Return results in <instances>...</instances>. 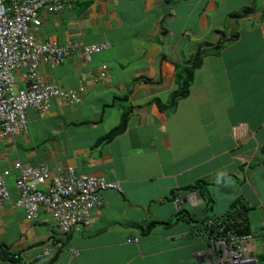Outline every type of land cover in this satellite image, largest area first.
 Returning a JSON list of instances; mask_svg holds the SVG:
<instances>
[{
    "label": "crops",
    "instance_id": "obj_1",
    "mask_svg": "<svg viewBox=\"0 0 264 264\" xmlns=\"http://www.w3.org/2000/svg\"><path fill=\"white\" fill-rule=\"evenodd\" d=\"M243 7L251 13L229 17ZM263 9L264 0H67L60 12H40L38 41L109 48L87 62L40 63L43 81L78 91L79 102L52 98L46 113L30 108L26 131L0 138V172L10 170L0 246L19 260L0 264H208L207 237L178 212L213 220L233 202L246 209L252 251L264 264ZM232 34L234 42L203 59L189 96L161 110L178 68ZM102 67L107 81L96 79ZM126 113L125 129L105 140ZM15 161L71 167L118 181L121 191L100 192L91 226L64 235L43 207L28 220L17 205Z\"/></svg>",
    "mask_w": 264,
    "mask_h": 264
},
{
    "label": "built area",
    "instance_id": "obj_2",
    "mask_svg": "<svg viewBox=\"0 0 264 264\" xmlns=\"http://www.w3.org/2000/svg\"><path fill=\"white\" fill-rule=\"evenodd\" d=\"M67 0H0V138L11 139L25 132L27 110L32 108L46 113L52 98L66 105L79 102L78 91L62 90L46 83L39 75V64L58 65L68 57L76 56L87 62L92 55L109 48V43L81 45L56 41L40 42L33 29L39 26L40 12L55 14L64 9ZM105 67L96 79L107 81ZM19 74V81L14 73ZM20 82V83H19ZM14 186L18 190L17 205L24 207L26 218L34 220L40 207L50 214L57 230L67 235L73 227H90L91 212L103 190L121 191L118 181L76 174L71 167L51 169L42 162L36 165L15 161ZM10 170L0 172V206L10 199L6 179ZM44 186V188H39ZM183 198H176L179 203ZM220 235L205 240L208 247L204 259L208 264H259L252 251L251 233L238 234L219 228ZM206 238V237H205ZM130 241V240H129ZM49 254L46 249L40 258Z\"/></svg>",
    "mask_w": 264,
    "mask_h": 264
},
{
    "label": "trees",
    "instance_id": "obj_3",
    "mask_svg": "<svg viewBox=\"0 0 264 264\" xmlns=\"http://www.w3.org/2000/svg\"><path fill=\"white\" fill-rule=\"evenodd\" d=\"M175 0H164L165 3H172ZM67 3V1H66ZM65 3V5H66ZM251 7H243L240 11L233 12L229 14L231 19L239 18L246 16L251 13ZM262 17L264 18V9L262 13ZM237 36L235 34L230 35L228 38L224 35V39H221L218 43L215 44L213 48H197L190 60L186 65H182L178 68L175 74V89L170 94L169 99L165 103L158 102V106L161 110H167L172 112L179 101L186 99L189 96L190 88L194 82L195 73L197 69H199L203 63V59L209 55H217L220 51L229 43H232L236 40ZM129 114L126 113L121 117L119 125L114 128L113 131L110 132L108 136H106L105 140H109L112 137H115L120 132H122L128 120ZM200 183V182H199ZM200 189L199 184H195L193 186H188L183 190V192H191L193 190ZM200 191V190H199ZM239 202L231 203L228 210L221 216H216L213 220H208L209 217L202 218L198 222L193 220L188 214H185L183 210H179L180 217H177V220H186L192 224L197 223L199 228H201V233H203V237L218 236L220 233L218 232L219 228H223L224 231H233L238 234H246L249 232V224L246 218V209L240 206ZM178 214V215H179ZM150 225L144 231L145 233L151 230ZM205 235V236H204ZM9 260L12 262H18V257L11 255L7 252V249L4 246H0V260Z\"/></svg>",
    "mask_w": 264,
    "mask_h": 264
},
{
    "label": "clouds",
    "instance_id": "obj_4",
    "mask_svg": "<svg viewBox=\"0 0 264 264\" xmlns=\"http://www.w3.org/2000/svg\"><path fill=\"white\" fill-rule=\"evenodd\" d=\"M107 190H109V189H107ZM103 191H104V190H103ZM101 192H102V191H101ZM183 199H184V198H183ZM183 199H182V200H183ZM91 215H92V212H91ZM72 229H73V228H72ZM71 231H72V230H71ZM71 231H70V232H71ZM70 232H69V233H70ZM69 233H68V234H69ZM248 233H250V232H248ZM68 234H67V235H68ZM251 234H252V233H251ZM64 235H65V234H64ZM241 235H243V234H241ZM252 236H253V235H252ZM129 240H130V242H131V241L134 242V240H136V243H137V239H129ZM47 250L49 251L48 248H47ZM77 252H78V250H77ZM49 255H50V251H49V254L46 255V256H49ZM44 257H45V256H44ZM38 258H40V256H38ZM42 258H43V257H42ZM42 258H40V259H42ZM19 264H35V263H32V262H21V263H19Z\"/></svg>",
    "mask_w": 264,
    "mask_h": 264
},
{
    "label": "rangeland",
    "instance_id": "obj_5",
    "mask_svg": "<svg viewBox=\"0 0 264 264\" xmlns=\"http://www.w3.org/2000/svg\"><path fill=\"white\" fill-rule=\"evenodd\" d=\"M226 6H227L226 4H223L224 9L226 8ZM228 22H229V20H227V21L225 22V24L227 25ZM13 73H14L15 78H16L17 80H19L20 77L18 76V74L15 73V72H13ZM262 78H263V77H262ZM262 78H261V79H262ZM11 180H12V178H11ZM13 183H15V180L13 181ZM208 216H211V213H208ZM128 242H130V241L128 240ZM134 242H136V240H134Z\"/></svg>",
    "mask_w": 264,
    "mask_h": 264
}]
</instances>
